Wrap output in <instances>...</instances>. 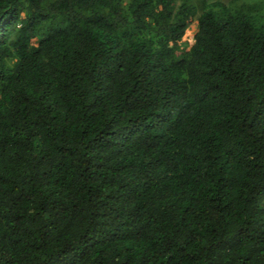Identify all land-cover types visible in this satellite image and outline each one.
Returning a JSON list of instances; mask_svg holds the SVG:
<instances>
[{
	"label": "trees",
	"instance_id": "1",
	"mask_svg": "<svg viewBox=\"0 0 264 264\" xmlns=\"http://www.w3.org/2000/svg\"><path fill=\"white\" fill-rule=\"evenodd\" d=\"M234 1L0 0V264H264V0Z\"/></svg>",
	"mask_w": 264,
	"mask_h": 264
},
{
	"label": "rangeland",
	"instance_id": "2",
	"mask_svg": "<svg viewBox=\"0 0 264 264\" xmlns=\"http://www.w3.org/2000/svg\"><path fill=\"white\" fill-rule=\"evenodd\" d=\"M127 1L128 0H125V2H127ZM220 1L227 3L231 0H220ZM246 1H248V0H235L233 3H235V2H238V3L239 2H246ZM249 1H251V0H249ZM252 1H254V0H252ZM255 1H261V0H255ZM196 24H197V22H196L195 17L191 21H189V24L187 26L185 34L179 42L180 49L188 48L193 43V34H194V31L196 30ZM37 41H38V39H35V40H33V43L36 44Z\"/></svg>",
	"mask_w": 264,
	"mask_h": 264
},
{
	"label": "clouds",
	"instance_id": "3",
	"mask_svg": "<svg viewBox=\"0 0 264 264\" xmlns=\"http://www.w3.org/2000/svg\"><path fill=\"white\" fill-rule=\"evenodd\" d=\"M194 41V40H193ZM190 47V46H189Z\"/></svg>",
	"mask_w": 264,
	"mask_h": 264
}]
</instances>
